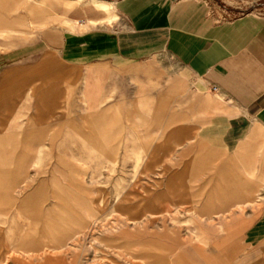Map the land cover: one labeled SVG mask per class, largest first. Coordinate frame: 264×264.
<instances>
[{"label": "crops", "instance_id": "1", "mask_svg": "<svg viewBox=\"0 0 264 264\" xmlns=\"http://www.w3.org/2000/svg\"><path fill=\"white\" fill-rule=\"evenodd\" d=\"M0 2L17 8L7 20L0 18V36L34 35L0 49V181H12V167L18 166L12 152L27 150L29 126L35 125L37 135L42 129L67 136V147L46 146L53 151L76 149L70 146L76 135L90 140L89 150H106L109 135H122L123 120L139 119L141 108L154 113L147 117L163 119L165 136L173 133L168 123L178 119L175 134L195 129L197 136L211 134L215 141L217 136L218 149L234 157L228 166L251 167L258 151L255 165L264 167V0ZM60 2L67 8L83 3V15L70 17L65 26L55 19ZM103 4L112 8L108 23L93 13ZM38 9L39 16H29ZM206 94L231 111L205 130ZM197 142L203 144V138ZM255 223L252 229L264 232V211ZM241 245L233 237L217 244L230 254Z\"/></svg>", "mask_w": 264, "mask_h": 264}, {"label": "rangeland", "instance_id": "2", "mask_svg": "<svg viewBox=\"0 0 264 264\" xmlns=\"http://www.w3.org/2000/svg\"><path fill=\"white\" fill-rule=\"evenodd\" d=\"M5 3L0 2L3 20L17 9ZM56 4L61 15L55 19L65 26L70 17L83 15V3ZM93 13L107 23L114 18L109 4ZM29 16H39V9ZM28 25L39 28L37 22ZM33 36H0V49ZM201 104L205 130L231 111L207 94ZM147 114L154 113L141 108L139 119L123 120V134L109 135V149L98 151L89 150L90 140L82 135L70 140L76 149H47L52 142L67 147V136L42 134V129L37 135L35 125L29 126L27 150L12 152L18 165L12 167V181H0V264L264 262V232L252 229L264 211L258 151L251 167L228 166L234 157L218 149L217 136L216 141L211 134L197 136L195 129L175 134L181 121L174 118L167 125L173 133L165 136L163 119ZM243 195L250 197H235ZM245 218L247 224L239 223ZM244 226L247 230L240 231ZM228 237L243 245L233 254L217 246Z\"/></svg>", "mask_w": 264, "mask_h": 264}]
</instances>
